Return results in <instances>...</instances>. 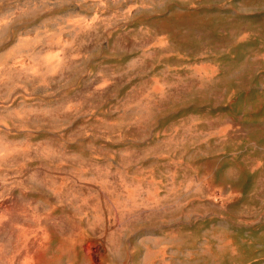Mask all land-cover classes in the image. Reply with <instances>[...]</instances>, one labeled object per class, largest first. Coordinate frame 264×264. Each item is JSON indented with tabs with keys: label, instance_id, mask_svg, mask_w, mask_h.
<instances>
[{
	"label": "clouds",
	"instance_id": "1",
	"mask_svg": "<svg viewBox=\"0 0 264 264\" xmlns=\"http://www.w3.org/2000/svg\"><path fill=\"white\" fill-rule=\"evenodd\" d=\"M0 264H264V0H0Z\"/></svg>",
	"mask_w": 264,
	"mask_h": 264
},
{
	"label": "rangeland",
	"instance_id": "2",
	"mask_svg": "<svg viewBox=\"0 0 264 264\" xmlns=\"http://www.w3.org/2000/svg\"><path fill=\"white\" fill-rule=\"evenodd\" d=\"M180 46H181V47H184V46H188V45H183V44H182V45H180Z\"/></svg>",
	"mask_w": 264,
	"mask_h": 264
}]
</instances>
